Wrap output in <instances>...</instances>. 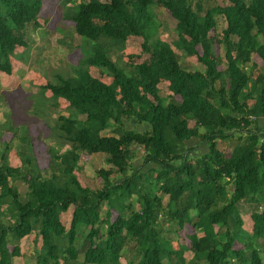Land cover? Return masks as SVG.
I'll use <instances>...</instances> for the list:
<instances>
[{
	"label": "trees",
	"instance_id": "1",
	"mask_svg": "<svg viewBox=\"0 0 264 264\" xmlns=\"http://www.w3.org/2000/svg\"><path fill=\"white\" fill-rule=\"evenodd\" d=\"M78 1L60 3L74 5L68 18L79 37L94 43L92 51L73 78L59 77L47 86L74 111L57 120L69 150L51 152L47 176L32 168V158L10 167L11 148L0 147V213L6 207L4 215L13 221L7 225L0 214V264H14L20 256L18 245L9 251L10 238L20 241L33 232L36 243L41 241L36 264H121L125 252L132 255L130 264H264L258 243L264 239V76L253 80L247 71L255 56L264 64V0H226L229 4L206 10L203 18L198 0ZM154 6L177 22L172 44L152 36ZM42 7L43 0H0V71L11 74L16 47L27 48L14 32L39 27ZM216 15L226 21L219 40L210 36ZM131 38L143 40L150 60L120 68L110 51ZM216 43L225 45V70L219 69ZM178 52L196 56L204 70L184 69ZM84 66L100 69L111 83ZM130 120L146 128L128 130L124 121ZM115 124L120 127L105 136ZM236 133L245 134L247 143L227 158L218 143ZM135 148L144 151L141 167L132 164ZM82 153L106 154L112 166L98 172L105 181L99 190L83 187L76 175ZM19 182L26 185L24 194ZM241 203L263 208L251 214L252 234L243 229ZM71 206L67 229L61 214ZM112 211L118 213L114 221ZM161 216L179 232L193 226L190 246L167 248L156 228Z\"/></svg>",
	"mask_w": 264,
	"mask_h": 264
},
{
	"label": "rangeland",
	"instance_id": "2",
	"mask_svg": "<svg viewBox=\"0 0 264 264\" xmlns=\"http://www.w3.org/2000/svg\"><path fill=\"white\" fill-rule=\"evenodd\" d=\"M81 1L89 2V0H79L78 3ZM101 1L105 2L107 0ZM198 1L201 2L204 8V12L200 15L202 18L206 10L224 7L229 4L226 0ZM73 7L74 5L72 4L60 3V0H43V7L38 19L39 27L30 26L29 28H21L15 32L16 37L27 43V48L17 47L16 54L14 55L17 61H23L17 62L12 59L15 65L14 74L11 77L5 76V81L0 77V147L4 148L8 146L11 148L8 159L10 167L19 168L22 166L20 160L27 162L29 161L28 158H32L33 163H35L31 164L32 168H35L38 172L47 171V176H49L50 173L48 171L50 170L52 161L51 152H55V149H57L60 150L61 154H64L69 150V144L56 133L58 131L56 129L58 115L64 113V116H68L67 113L69 111H65L60 106L65 104L64 101H59L60 104L57 107V98H45L50 97L51 92H43L41 89L44 88L41 87L48 83H57L58 77L73 78L77 74V67L79 66L78 68H80L81 64L79 65V63L83 58L90 56L89 52L92 51L90 50V46L94 43L79 37L74 30V23L68 18ZM153 12L155 14V25L152 30V36L155 37L157 34L159 40L172 44L178 38L176 32L177 22L173 19L171 13L161 6H154ZM215 21L216 29L210 33V36L219 40L226 29V21L218 15L215 16ZM142 42L141 38H131L126 44L112 46L109 54L111 60L120 68L126 69L131 65L149 61L150 56L143 53ZM262 43H264V39ZM213 48L220 60L219 69L225 70V66H227L223 60L226 49L225 45L221 44L219 46L216 43ZM197 50L199 55H201V47H198ZM178 53L180 54V64L184 69L191 72L204 70V66L198 62L196 56L187 57L184 53ZM235 59L236 54L233 53L232 62ZM252 66L248 67L247 71L253 80H256L259 75L264 76V64L258 56H255L254 65ZM84 68L92 76L108 84L111 83V78L104 75L100 69L87 66H84ZM168 94L165 89L163 94L165 101H167ZM252 104L253 102H250V106ZM55 106L59 109V111H55L56 113L53 112ZM260 126H264V121ZM126 127L128 130L133 129V126L128 125V123ZM138 129L143 131L145 125L139 126ZM262 136L264 137V133ZM245 140L246 136L244 134L236 133L233 139L220 143L221 150L224 155L231 157L233 155L230 151L231 147L233 148L236 145V153L237 149L245 143ZM135 151L136 154L132 160V164L141 167L143 165L144 151L142 148H135ZM106 157V154L92 156L86 153L81 154L80 165L76 175L83 187L99 190L105 185V181L98 175V172L100 170L110 171L112 166L108 165ZM192 157L190 156V162L193 159ZM194 160L191 164H195ZM147 167L145 170H147ZM131 173L132 171L129 172V174ZM25 188L26 185L20 184L19 191L24 194ZM150 188L157 192L155 185H151ZM159 196L163 199L164 203H167V197L163 194H159ZM239 207L242 219L244 220L243 229L252 234L253 222L251 214L256 210H263V208H257L251 203H241ZM5 208L3 207L0 213L1 219L2 222L9 225L13 221L9 217V214L4 215L5 210L3 209ZM135 209L139 210L137 203L135 204ZM107 210L108 208L105 207L103 216H105ZM112 214V220L114 221L118 213L112 211ZM192 230V226L188 225L186 231L181 233L182 239L174 243L177 249L182 246H190L186 234ZM217 230L221 232L218 227ZM35 238L36 232L24 237L20 241L13 238L9 239L11 243L10 250L14 249V246L17 244L21 248L20 256L14 259L15 264L35 263L36 254L41 248V241H38L37 244ZM258 243L260 245L261 258L264 262V239L259 240ZM234 248L242 249V246L236 243ZM131 258L130 252H125L120 262L121 264H130ZM185 258L187 260L192 258L191 251L185 253Z\"/></svg>",
	"mask_w": 264,
	"mask_h": 264
},
{
	"label": "crops",
	"instance_id": "3",
	"mask_svg": "<svg viewBox=\"0 0 264 264\" xmlns=\"http://www.w3.org/2000/svg\"><path fill=\"white\" fill-rule=\"evenodd\" d=\"M16 31H18V30H15V32ZM15 32H14V35H15ZM15 37H16V35H15ZM18 38V37H17ZM17 47H22V46H17ZM17 47H16V49H17ZM24 48V47H23ZM16 49H15V51H16ZM82 52V51H81ZM16 54V52H14V54L11 56V64H12V72H11V74H6L5 72H3V71H0V77L2 78V80H4L5 81V76H8V77H11L13 74H14V71H15V65H14V60L15 61H17L16 60V58L14 57V55ZM18 54H24V53H18ZM83 54V53H82ZM224 55H226V54H224ZM84 56V55H83ZM12 59H14L13 61H12ZM85 58H83V60H84ZM224 61L226 60V58H225V56H224V59H223ZM23 61V60H22ZM22 61H17V62H22ZM82 62V61H81ZM80 62V63H81ZM80 63H79V65H80ZM140 64V63H139ZM137 65V64H136ZM79 67V66H78ZM78 67H77V69L76 70H78ZM59 78V77H58ZM63 78V77H62ZM48 84H52V83H48ZM48 84L47 85H45V86H42L41 88H44V89H41L43 92H47V91H50L48 88H47V86H48ZM163 87H164V89H166L167 91H169V83H164L163 84ZM51 92V91H50ZM43 96V95H42ZM51 97H53V98H56V97H54L53 96V94H52V92H51V96L50 97H45V98H51ZM59 99V100H58ZM64 101V105L62 106V105H60L61 107H62V109H64L65 111H69L68 113H67V115L68 116H64L65 114L63 113H61V114H59L58 115V118L59 117H61V116H63V117H69L70 115H71V113L73 112V110H72V108L70 107V105H69V103L67 102V101H65L64 99H61V98H57V100H56V106L58 107L59 106V104H60V102L59 101ZM56 106L53 108V112H55V111H59V109H57L56 108ZM72 111V112H71ZM52 112V113H53ZM56 113V112H55ZM127 123H128V125H132L133 126V129L132 130H134V129H137V130H139L138 129V127L140 126H142V125H139V124H137L134 120H130V121H124V125H125V127H126V125H127ZM262 124V123H261ZM195 126V121H193V120H191V121H189V127L190 128H193ZM120 126H119V124H115L114 125V127L113 128H111V129H109L108 131H106V132H104V135L105 136H112V133H113V129H117V128H119ZM146 128V127H145ZM56 129L58 130L56 133L58 134V136L59 137H61V132H60V130H59V128L56 126ZM126 129H128L127 127H126ZM130 130V129H129ZM140 131V130H139ZM245 135V134H244ZM246 136V135H245ZM247 137V136H246ZM62 138V137H61ZM222 142V141H221ZM221 142H219L218 143V146H219V149L221 150V145H220V143ZM245 142H246V140H245ZM247 143V142H246ZM246 143H243L241 146H243V145H245ZM200 148L201 149H203L204 148V146H200ZM235 149H236V145L232 148L231 147V149H230V151H231V153L234 155V153H235ZM56 151H59L60 152V150H57V149H55ZM222 151V150H221ZM223 152V151H222ZM60 154H61V152H60ZM9 155H10V153H9ZM16 155H17V153H16ZM225 157H227L226 155H225ZM19 158V157H18ZM228 158V157H227ZM9 159V158H8ZM21 161V164H22V160H20ZM32 163H33V161H32ZM33 164H35V163H33ZM17 168V167H16ZM20 183V182H19ZM18 183V185L20 186V184ZM166 197V196H165ZM161 198V197H160ZM73 211H74V207L73 206H71L69 209H68V211L67 212H65V213H62L61 214V222H62V224L68 229L69 228V226H70V223H71V219H72V215H73ZM102 214H103V211H102ZM166 218L165 217H163V216H161L160 217V219L157 221V225H156V228H157V230H159L160 231V233H161V235H162V240H163V242L164 243H166L167 244V248L169 249V250H173V251H176V250H178L175 246H174V243L177 241V240H181L182 239V236H181V233L184 231H186V228L184 229V230H182V232H179V229H178V227L175 225V223L174 222H169V221H166L165 220ZM195 220V219H194ZM188 226V225H187ZM186 226V227H187ZM192 228H193V226H192ZM195 233V231H194V229L191 231V232H188V234H186V237L189 239V237L191 236V235H193ZM184 235V234H183ZM198 236L199 237H202L203 236V233H199L198 234ZM22 240V239H21ZM35 240H36V238H35ZM10 241H9V243H8V249H9V251L10 252H13L14 251V249H12V250H10ZM40 244V243H39ZM18 245V244H17ZM17 245H15L14 246V248L17 246ZM18 247L20 248V245H18ZM20 251H21V248H20ZM15 258H17V257H14L13 258V262H14V259ZM121 261V260H120ZM15 264V263H14Z\"/></svg>",
	"mask_w": 264,
	"mask_h": 264
}]
</instances>
